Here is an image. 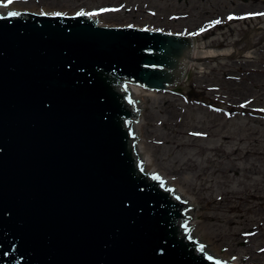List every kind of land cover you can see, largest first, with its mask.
<instances>
[{
    "label": "water",
    "instance_id": "95a60500",
    "mask_svg": "<svg viewBox=\"0 0 264 264\" xmlns=\"http://www.w3.org/2000/svg\"><path fill=\"white\" fill-rule=\"evenodd\" d=\"M13 12L0 14V264H230L190 234L177 184L144 171L127 90L184 81L194 39Z\"/></svg>",
    "mask_w": 264,
    "mask_h": 264
},
{
    "label": "rangeland",
    "instance_id": "374dc122",
    "mask_svg": "<svg viewBox=\"0 0 264 264\" xmlns=\"http://www.w3.org/2000/svg\"><path fill=\"white\" fill-rule=\"evenodd\" d=\"M137 1L149 2L158 16L148 14L147 20L142 10H123ZM216 1L209 7L198 0H13V4L25 11L52 9L48 12L121 4L123 11L100 15L99 24L152 22L157 26L150 28L163 29L173 27L163 20L170 12L190 14L187 21L176 22L180 28L229 10L241 11L239 6L261 5ZM256 24L264 27V18L234 22L232 34L198 38L197 59L185 80L168 89L142 90L139 106L136 103L142 107L140 120L134 121L155 172L165 174L172 182L166 185L175 189L177 184L193 200L184 201L191 202L187 212L194 209L191 221L200 234L195 239L205 240V249L210 245L218 257L238 256L240 264H264V110L258 108L264 107V29L246 36Z\"/></svg>",
    "mask_w": 264,
    "mask_h": 264
},
{
    "label": "flooded vegetation",
    "instance_id": "af4514ba",
    "mask_svg": "<svg viewBox=\"0 0 264 264\" xmlns=\"http://www.w3.org/2000/svg\"><path fill=\"white\" fill-rule=\"evenodd\" d=\"M7 1V0H5ZM4 1V2H5ZM201 1L205 7H209L211 6V1L212 0H198ZM243 2H256L261 4L260 7H246V5L244 6H239V9H242L241 11L238 10H229L223 14H216L213 15L212 17H209L207 19L202 20V22L199 25H193V26H189L185 23H183L181 25L180 28H177V24L181 23L182 21H187L186 19L190 16V14L187 13H183V12H170V14L164 15L163 16V20L167 19V23L165 24H169L171 26H173L170 29L167 28H158V27H151L152 29L155 30H162L164 32H168V33H176L179 35H184L190 38H193L194 41L197 43V39L198 38H203V37H213L216 34H232L233 32H229L230 28L232 27L231 25L234 22H255L256 19H263L264 18V0H240ZM215 2H217L215 0ZM14 3V2H13ZM218 3V2H217ZM121 8H123V6L120 4H116V6L114 4H105L103 6L100 7H94V8H87V7H80L78 9H74L73 12L69 11V10H54L52 12H48L46 10H44L47 13H60V14H64V15H68V16H73V15H91V16H95V15H105L106 13H116V12H120L125 10L127 11H135L138 12V10H142L143 12L146 13V17L147 15H151V16H158V12L157 8L154 6H151L149 2H144L143 4H141L139 1H137L136 3L130 4V6H128L127 9H123L121 10ZM102 10H106V11H102ZM229 17H232L231 19ZM148 20V17H147ZM215 21H219V23H214ZM148 22V21H147ZM263 22V21H260ZM152 22L148 23L147 25L141 24V25H137L136 23L132 22V23H127L126 25L123 26H135V27H143V28H150L149 26H157V25H153ZM161 23H159L160 25ZM201 29H204L203 31H201ZM260 29H264L263 26H261V24H256V27L254 28H250L247 30V35L250 33H254ZM243 39H246L243 38ZM195 43V47L197 46V44ZM250 103V100H249ZM259 109L261 108L262 110H264L263 106L258 107Z\"/></svg>",
    "mask_w": 264,
    "mask_h": 264
},
{
    "label": "bare ground",
    "instance_id": "6f19581e",
    "mask_svg": "<svg viewBox=\"0 0 264 264\" xmlns=\"http://www.w3.org/2000/svg\"><path fill=\"white\" fill-rule=\"evenodd\" d=\"M3 4V2L2 3H0V12H2V13H8V11L9 10H11V9H18V10H20L21 9V7L22 6H18L17 4H11V5H9V6H4V5H2ZM23 8V7H22ZM26 8H28V7H26ZM30 10H31V12H39V13H41V11H42V9H36V8H34V7H30L29 8ZM23 10V9H22ZM48 11H50V10H52V9H47ZM95 17L96 18H100V16H97V15H95ZM106 21H111V20H109V19H106ZM195 52V56L198 54V52L195 50L194 51ZM194 54V53H193ZM192 63L190 62V65H191ZM190 65H189V67H190ZM192 66V65H191ZM132 87H130V86H127V90H129L130 91V93L131 92H136V94H132V97L133 98H137L138 97V99L139 98H141L140 97V94H141V91L142 90H145V91H151V90H148L147 88H145L144 86H139L138 84H132L131 85ZM149 93V92H148ZM140 102V101H139ZM138 106H139V103H138ZM137 127L139 128V126L137 125V124H135V128H136V130H137ZM136 130H135V132H136ZM137 136H138V134H139V132H138V130H137V132L135 133ZM138 145H139V151L141 152V158H142V162H143V165H144V171H147V172H155L156 170H155V168H153L152 166H154V165H152L153 164V161L151 160V158H150V155L146 152V151H144L143 150V146H142V143H141V140L138 142ZM162 178H163V180L166 182V184L168 183V185H170V184H172V182L170 181L171 179H169L168 177H166L165 176V174L162 176ZM176 190H177V194H182L183 195V199H190V197H188L187 195H185L186 193L185 192H183L180 188H176ZM185 193V194H184ZM190 200H192V199H190ZM193 201V200H192ZM190 225H194V224H196L195 222H193V221H191L190 223H189ZM193 236L194 237H196V238H199L200 239V234H199V231L198 230H196V233L195 232H193ZM206 245H208L207 243H205V246ZM211 246L209 245V248H210ZM213 249V248H212ZM217 252V251H216ZM215 255H217V254H215ZM217 256H219V255H217ZM228 259H227V258ZM222 260H227V261H229V263L230 264H240V259L238 258V256H235V259H231V258H229V256L227 255V256H224V258L223 257H220Z\"/></svg>",
    "mask_w": 264,
    "mask_h": 264
},
{
    "label": "snow or ice",
    "instance_id": "6c2138e0",
    "mask_svg": "<svg viewBox=\"0 0 264 264\" xmlns=\"http://www.w3.org/2000/svg\"><path fill=\"white\" fill-rule=\"evenodd\" d=\"M3 2V0H0V3H2ZM7 3L8 4H11V3H13V0H7ZM102 11H106V10H102ZM9 15H11V16H15V15H19V13H17V12H11V13H9ZM56 15H60V13H56ZM230 19L232 18V17H229ZM214 23H219V21H215ZM204 29H201V31H203ZM201 249L203 250V246H201ZM209 259H212V257H209ZM218 264H219V262H218Z\"/></svg>",
    "mask_w": 264,
    "mask_h": 264
}]
</instances>
